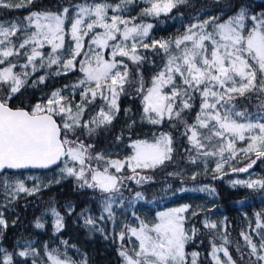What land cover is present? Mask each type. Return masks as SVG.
Listing matches in <instances>:
<instances>
[{
  "label": "snow or ice",
  "instance_id": "snow-or-ice-1",
  "mask_svg": "<svg viewBox=\"0 0 264 264\" xmlns=\"http://www.w3.org/2000/svg\"><path fill=\"white\" fill-rule=\"evenodd\" d=\"M185 0H148L150 7L141 12L143 16H159L169 13ZM33 0L11 3L0 0V7L21 8ZM132 0H81L76 4L62 6L59 11H32L24 22L0 21V172L9 169L48 168L57 162L64 163L62 173L74 176L80 187L99 191L101 212L99 217L88 214L85 208L80 215L90 230L103 232L98 221L114 220L113 206L125 203L126 181L142 185L152 178L142 173L165 165L172 159L173 138L170 133H160L152 142L132 141V154L123 160L106 157L102 152L93 154V145L85 144L77 132L92 136L102 127L112 124L120 112L119 99L126 94V85L138 84L136 92L142 95L141 119L153 125L165 120L177 121L184 128L191 147L188 149L191 163L218 157L214 172L223 168L237 154L249 157V163L233 172H247L257 161L264 158V12L252 14L241 6L226 19L209 17L188 25L182 35L169 39L149 38L151 23L137 22L136 17L126 16ZM71 11V16L69 15ZM67 22V23H66ZM45 46L50 50L45 51ZM151 49L161 55L163 65L145 87L139 65L146 59L140 50ZM107 50V51H105ZM107 56V58H106ZM12 58V59H9ZM77 58H80L79 60ZM128 61L137 65L136 81L128 67ZM55 66V71H53ZM83 73L75 83L54 90L43 103L30 109L12 107L9 101L22 89L29 87L34 73L44 74L31 81L32 87L43 84L50 76L67 74L76 69ZM19 68L20 71H15ZM70 89L68 96L64 91ZM80 99H75V93ZM258 101L257 110H242L237 101L241 98ZM199 97V111L189 124L185 119ZM99 100L98 110H90ZM127 111V110H126ZM120 139V137H117ZM239 141L246 147L237 148ZM254 155L256 159H252ZM71 162L72 166H68ZM125 169L131 175H122ZM216 178V177H214ZM195 179V176H193ZM57 183L59 181H56ZM233 186L264 189V179L234 180ZM3 188L9 201L20 193L32 195L39 185L29 188L25 181L3 179ZM208 190L207 188L200 189ZM141 191H135L128 200L129 207L144 200ZM190 206L169 209L157 213L158 221L149 225L143 221L138 227H127L119 234L123 241L130 233L138 241L134 255L121 247L120 256L125 264H198L200 253L186 251V245L197 235L195 227L186 229ZM74 206H69V213ZM55 230L64 227V217L55 209ZM197 213L193 212L195 216ZM135 215V213H133ZM264 213H256L259 245L245 232L241 235L250 248L249 264H264ZM0 226L7 227L0 213ZM35 227L44 224L37 219ZM204 227L216 230L215 222L205 220ZM191 232V235L189 234ZM223 243L211 244V258L215 264H237L229 250L227 235ZM19 243V242H18ZM63 243L67 244V241ZM16 253L5 252L0 264H13V256L38 255L31 241H24ZM227 260H222L218 253ZM51 264H77L65 255L48 253ZM35 264V261H33ZM80 264H87L83 260Z\"/></svg>",
  "mask_w": 264,
  "mask_h": 264
},
{
  "label": "trees",
  "instance_id": "trees-1",
  "mask_svg": "<svg viewBox=\"0 0 264 264\" xmlns=\"http://www.w3.org/2000/svg\"><path fill=\"white\" fill-rule=\"evenodd\" d=\"M115 3L117 0H108ZM21 2V1H20ZM19 2V3H20ZM81 0H33L32 4L21 8L0 7V21L24 22V17L32 11H59L62 6L76 4ZM150 7V4L146 5ZM244 6L252 14L264 12V2L252 0H185L178 4L169 13H161L159 16H143L139 8L135 11L137 22L151 23V36H160L164 39L175 38L183 34L185 28L197 20H205L209 17H220L221 20L234 15L238 9ZM149 36L147 42L151 43ZM140 54L146 59L139 65V72L147 87L152 77L161 69L163 60L161 55L155 54L151 49L140 50ZM12 59V58H9ZM128 67L132 74V80L136 81L137 65L128 61ZM2 67V65H0ZM16 71H20L16 68ZM40 73H34L29 80V87L22 89L16 94L9 104L12 107H25L30 109L37 102L43 103L50 94L64 88L65 85L75 83L83 76L78 67L69 71L66 75L50 76L43 84L35 87L30 86L31 81L36 79ZM138 84L133 82L126 85V94L119 99L120 112L112 124L102 127L92 136L82 135L77 132L85 144L93 145V154L100 151H114L106 154V157L122 158L131 152L130 141L134 139H155L160 133H170L173 138L172 159L165 165L153 170H145L142 174L152 179L142 185H136L134 181H126L128 189H124L125 203L123 207L116 208L114 220L98 221V227L104 231L90 230L84 225V217L80 215L85 208L89 209L90 215L99 217L101 212V194L99 191L87 187H80L76 177H71L57 184H50L41 188L38 192L28 195L26 193L12 201L6 198V194L0 191V213L6 221L7 227L0 226V257L7 253H16L24 246V241H31L32 247L38 250L43 249V244L53 246L56 241L62 244L67 241L68 253L78 260H87V264H124V258L120 256L121 247L129 250L133 255V248L130 242L129 233L121 241L119 234L132 223L131 219L136 210L128 205L135 191H141L145 199L143 209L138 213L142 220L152 224L159 209L174 204L190 206L186 212V229L195 227L196 237L186 245V251L200 253L198 264H215L212 260L211 244L223 243L221 235L225 234L230 243L226 244L233 260L237 264H249L250 248L245 243L242 232L247 233L256 239L257 245L260 242V235L256 228V213H264V189L247 188L242 185L233 186L234 180H260L264 179V158L257 159L256 163L247 172H233L232 168H242L249 163V157L242 155L232 159V164L224 166L223 173L212 176V168L215 166L218 157L208 158L207 163L203 159L193 164L188 159V149L191 145L183 134L184 126L173 120H165L159 125H153L147 120L141 119L143 115L142 95L137 94ZM241 110L247 107L249 111L257 110L258 101L253 96L251 102L247 99L237 101ZM100 101L96 102L90 110L94 113ZM200 100L197 97L194 107L186 111L185 119L191 124L199 111ZM127 110V111H126ZM120 137V139H117ZM252 159H256L254 155ZM27 172H5L0 175V181L7 177L10 181L24 178ZM41 173L47 171H40ZM122 175H131V170H124ZM195 176V179H193ZM207 188L206 191L200 189ZM69 206L74 210L69 213ZM115 207V208H114ZM134 207V206H133ZM55 208L64 217V227L56 233L55 238L50 237L48 229L35 227L37 219L42 218ZM197 213L195 216L192 213ZM121 214V218L119 215ZM209 220L217 223L218 229L212 230L204 227V221ZM264 222V217H262ZM19 242V243H18ZM44 264L42 259L36 256L19 257L13 256V264Z\"/></svg>",
  "mask_w": 264,
  "mask_h": 264
},
{
  "label": "rangeland",
  "instance_id": "rangeland-1",
  "mask_svg": "<svg viewBox=\"0 0 264 264\" xmlns=\"http://www.w3.org/2000/svg\"><path fill=\"white\" fill-rule=\"evenodd\" d=\"M20 1L21 0H10V2L13 3V4L19 3ZM110 3H113V1L110 2ZM147 4H149L148 0H132V3H130L127 6V11L124 14L126 16L134 17L135 16V11L137 10V8H139V10L142 11L143 9L149 7V6L148 7L146 6ZM69 15L71 16V11H70ZM150 34H151V30H150ZM180 35H182V34H180ZM149 36L152 39H158V40L159 39H164L163 37H160V36H151V35H149ZM147 40H148V38H147ZM147 40H146V42H147ZM48 50H50V46H45V51H48ZM105 51H107V50H105ZM106 58H107V56H106ZM77 59L79 60L80 58H77ZM52 70L55 71V66H53ZM15 71H16V69H15ZM37 73H40L41 75L44 74L43 70H41L40 72H37ZM70 91H71L70 89H66L63 94L68 96L70 94ZM75 99L77 101H79V99H80V96H79L78 92L75 93ZM39 103H41V102H39ZM97 110H98V108H97ZM135 140H148V139H134L132 141H135ZM153 140H148V141L152 142ZM132 141H130V146L132 144ZM244 147H246V142L245 141H239L238 144H237V148H244ZM113 149H115V148H113ZM113 149H111L109 151H100V152H102L106 156V154L108 155V154L112 153L114 151ZM132 151H133V149L131 147V152H130V154L128 156H130L132 154ZM97 153H99V152H97ZM238 155L242 156L243 154H239L238 153L237 156ZM128 156H125V157H122V158L113 157V159H121V160H123L124 158H126ZM229 164H232V160H230ZM226 165H228V164H226ZM68 166H72V163L69 162ZM63 167H64V163L61 162L56 168H54L52 170H49L47 172H43V173H41V172L27 173L24 176L23 179L20 178V177H18V179L24 180L26 186L29 187V188H32L33 186L39 185V188L41 189V188H43L45 186H49L50 184H57L56 181H59L58 183H60L63 180H66L68 178L74 177V176H69L66 173H62L60 171V169L63 168ZM214 169H215V166L212 168V170H214ZM125 170H130V169H125ZM215 173L218 174L217 172H212V174H211L212 176H209V177H211V178L214 177L213 175ZM14 180H16V179H14ZM14 180H12V181H14ZM0 191L5 193L4 188H3V180L0 181ZM20 194H22V193H20ZM115 205H116V208H118V209L123 207V205L119 204V201H117V204H115ZM182 206H184V204H174V205L169 206V207H162L161 209L158 210L157 213L164 212V211H167L169 209L179 208V207H182ZM131 208H132V210L135 209L137 213H135V215L132 216V219H131L132 223L130 224L129 227H138L140 222L143 221L142 217L138 215V213H140V211L143 209V201L142 200L141 201H137L135 203L134 207H131ZM117 215H119L120 218L122 217L121 214H117ZM183 215L186 216V212L183 213ZM39 220H40L41 223L44 224L43 228L48 229L50 237L55 238L57 231L55 230V225H54L55 216L52 214V211H50L48 213V215L43 216ZM157 221H158V217L156 215V219H155V221L153 223H156ZM149 225H151V224H149ZM189 234L191 235V232H189ZM129 236H130V242H131V245H132V248H133V255H134V251L138 250V241L136 240L135 237L131 236L130 233H129ZM252 241L254 243L258 244L256 239H254V240L252 239ZM36 251L38 253V256L42 259L44 264H51V261H50V259L48 257V253H52L53 255H59L61 257V259H64L65 255H66L67 257H70L73 261H76L77 264H80V262L83 261V260L76 259L70 253H68V249H67L65 243H63V241H62V244H59V242L56 241V244L51 246V247L47 243L43 244V249L42 250L36 249ZM218 255L221 257L222 260H225V261L227 260V257H225L222 252L218 253ZM124 264H125V262H124Z\"/></svg>",
  "mask_w": 264,
  "mask_h": 264
},
{
  "label": "water",
  "instance_id": "water-1",
  "mask_svg": "<svg viewBox=\"0 0 264 264\" xmlns=\"http://www.w3.org/2000/svg\"><path fill=\"white\" fill-rule=\"evenodd\" d=\"M254 2H264V0H252ZM11 106V105H10ZM15 108V107H14ZM21 108H25V107H21ZM61 162H57V164L55 165H51L48 168H29V169H9L6 171H2L0 172V175L5 173V172H14V173H19V172H27V171H35V172H40V171H49L55 167H57Z\"/></svg>",
  "mask_w": 264,
  "mask_h": 264
},
{
  "label": "flooded vegetation",
  "instance_id": "flooded-vegetation-1",
  "mask_svg": "<svg viewBox=\"0 0 264 264\" xmlns=\"http://www.w3.org/2000/svg\"><path fill=\"white\" fill-rule=\"evenodd\" d=\"M17 22H19V21H17Z\"/></svg>",
  "mask_w": 264,
  "mask_h": 264
}]
</instances>
